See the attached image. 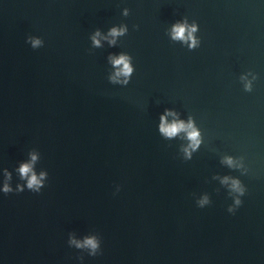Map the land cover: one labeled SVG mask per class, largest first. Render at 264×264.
<instances>
[{"label":"water","instance_id":"water-1","mask_svg":"<svg viewBox=\"0 0 264 264\" xmlns=\"http://www.w3.org/2000/svg\"><path fill=\"white\" fill-rule=\"evenodd\" d=\"M180 20L196 47L170 38ZM120 25L115 45H92ZM119 53L127 84L109 80ZM165 109L199 129L189 158L183 134L158 130ZM33 151L44 186L0 193V264H264V0H0V170L14 190ZM224 176L244 187L238 206Z\"/></svg>","mask_w":264,"mask_h":264},{"label":"clouds","instance_id":"clouds-1","mask_svg":"<svg viewBox=\"0 0 264 264\" xmlns=\"http://www.w3.org/2000/svg\"><path fill=\"white\" fill-rule=\"evenodd\" d=\"M122 14L127 15V9H124ZM126 31L127 28L124 25L112 26L106 33H101L99 30L94 31L90 36V40L94 47H102V42H107L109 46H113L116 44L117 37L124 35ZM196 32L197 25L195 23L189 24L187 20H180L171 25L168 34L172 40H179L181 43L187 44L189 48H194L199 43L195 36ZM27 42L30 43L33 48L40 47L43 43L39 37H28ZM108 61L115 69L109 76V80L113 83L127 84L134 71L131 57L126 53L110 54L108 56ZM241 80L244 81L245 90H249L251 87L250 81H248L245 76H241ZM168 117H172V119L169 120L167 119ZM158 130L165 138L169 139L183 134V138L188 141L182 148L185 158H189L191 153L195 151L201 143L199 129L195 126L191 117L185 121L179 118L178 113L170 109H165L164 113L160 116ZM37 159L38 154L33 151L29 153L28 160L18 165L16 172L20 180L24 181V184H17L15 190L9 183L11 173L7 169L0 170V174H2V180H0V193L8 194L13 191L20 192L25 188L31 192L40 193L47 174L44 171L37 174L34 170ZM221 162L229 168L242 167L240 161L234 160L231 156L223 157ZM220 182L227 185L231 193L236 194L234 197V204L238 206L241 203L238 197L243 195L245 191L239 179L224 176L220 178ZM197 203L200 206L208 203L207 196H203ZM233 210L232 207L228 209L229 212ZM68 244L70 246H75L77 249H87L89 255H94L99 248V241L95 236H86L83 239H76L70 234Z\"/></svg>","mask_w":264,"mask_h":264}]
</instances>
